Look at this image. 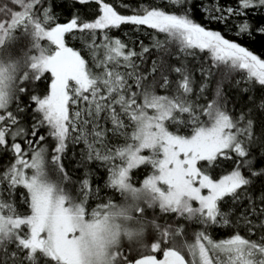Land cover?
Wrapping results in <instances>:
<instances>
[{"label":"snow or ice","instance_id":"obj_1","mask_svg":"<svg viewBox=\"0 0 264 264\" xmlns=\"http://www.w3.org/2000/svg\"><path fill=\"white\" fill-rule=\"evenodd\" d=\"M0 264H264V0H0Z\"/></svg>","mask_w":264,"mask_h":264},{"label":"trees","instance_id":"obj_2","mask_svg":"<svg viewBox=\"0 0 264 264\" xmlns=\"http://www.w3.org/2000/svg\"><path fill=\"white\" fill-rule=\"evenodd\" d=\"M65 15H67V9H65ZM255 47H258V45L257 46H252V45H250V48H255ZM71 155V154H70ZM66 163H69L68 161H66ZM74 161H72L70 164H69V166L71 167V166H74Z\"/></svg>","mask_w":264,"mask_h":264}]
</instances>
